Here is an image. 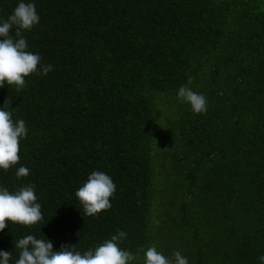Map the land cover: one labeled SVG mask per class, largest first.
<instances>
[{
  "label": "trees",
  "instance_id": "trees-1",
  "mask_svg": "<svg viewBox=\"0 0 264 264\" xmlns=\"http://www.w3.org/2000/svg\"><path fill=\"white\" fill-rule=\"evenodd\" d=\"M17 2L0 0V17ZM34 3L40 22L23 35L53 69L25 77L20 92L0 88V105L11 98L13 120L28 128L0 185L34 184L44 220L9 222L0 250L14 264V243L32 234L83 252L119 229L133 253L155 244L189 264H258L264 0ZM181 85L206 96V113L178 101ZM21 165L30 173L17 179ZM93 170L116 191L111 208L86 216L75 192Z\"/></svg>",
  "mask_w": 264,
  "mask_h": 264
},
{
  "label": "clouds",
  "instance_id": "clouds-1",
  "mask_svg": "<svg viewBox=\"0 0 264 264\" xmlns=\"http://www.w3.org/2000/svg\"><path fill=\"white\" fill-rule=\"evenodd\" d=\"M39 22L34 0H18L6 18L0 17V88L7 84L20 92L26 85L25 77L33 73L47 75L52 71V65L41 64L42 58L38 53L28 51V42L23 35ZM177 99L187 103L194 114L207 112L206 96L187 85L178 88ZM11 108V98H5L0 105V170L3 171L19 163L20 141L28 134L23 119L13 120ZM29 173L30 169L21 165L15 175L20 179ZM115 191L116 185L109 175L93 170L76 190L75 196L82 205L84 215L96 216L111 208L110 197ZM37 199L34 184L21 186L15 191L0 185V231L8 227L9 222L23 226L42 222L44 216ZM126 236V232L118 229L109 239L81 252L69 245L54 250L50 239L28 234L14 243V248L18 250L14 264H189L188 258L180 251L166 256L155 244L141 247L133 253L120 246ZM257 259L258 264H264V255ZM0 264H13L12 251L0 250Z\"/></svg>",
  "mask_w": 264,
  "mask_h": 264
}]
</instances>
